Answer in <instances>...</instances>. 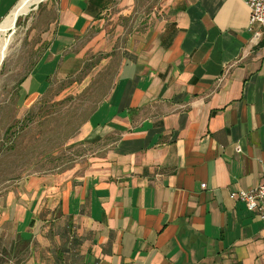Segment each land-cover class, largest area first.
Instances as JSON below:
<instances>
[{
	"label": "crops",
	"instance_id": "crops-1",
	"mask_svg": "<svg viewBox=\"0 0 264 264\" xmlns=\"http://www.w3.org/2000/svg\"><path fill=\"white\" fill-rule=\"evenodd\" d=\"M159 3L48 0L30 24L25 94L91 52L120 67L77 135L88 154L0 191V244L27 241L23 264H264V220L230 197L264 177V39L245 0Z\"/></svg>",
	"mask_w": 264,
	"mask_h": 264
},
{
	"label": "rangeland",
	"instance_id": "rangeland-1",
	"mask_svg": "<svg viewBox=\"0 0 264 264\" xmlns=\"http://www.w3.org/2000/svg\"><path fill=\"white\" fill-rule=\"evenodd\" d=\"M47 1L18 20L0 68V191L8 186L17 188L30 177L68 170L88 154L91 147L76 141L77 135L108 96L120 67L116 51L91 52L79 74L62 80L54 76L51 88L41 96L23 93L20 84L26 77L23 68L28 29ZM158 2L159 9H163L166 0ZM38 77L46 86V76ZM0 245L6 264H23L24 251L5 253L9 243Z\"/></svg>",
	"mask_w": 264,
	"mask_h": 264
},
{
	"label": "built area",
	"instance_id": "built-area-1",
	"mask_svg": "<svg viewBox=\"0 0 264 264\" xmlns=\"http://www.w3.org/2000/svg\"><path fill=\"white\" fill-rule=\"evenodd\" d=\"M250 8V25L254 31V40L259 43L264 39V0H245ZM206 184H203L205 187ZM230 197L241 200L249 210L257 212L264 220V177L254 188L240 189L230 193Z\"/></svg>",
	"mask_w": 264,
	"mask_h": 264
},
{
	"label": "bare ground",
	"instance_id": "bare-ground-1",
	"mask_svg": "<svg viewBox=\"0 0 264 264\" xmlns=\"http://www.w3.org/2000/svg\"><path fill=\"white\" fill-rule=\"evenodd\" d=\"M42 0H20L12 11L0 23V68L6 58L16 33L17 22L21 16L27 15Z\"/></svg>",
	"mask_w": 264,
	"mask_h": 264
},
{
	"label": "trees",
	"instance_id": "trees-1",
	"mask_svg": "<svg viewBox=\"0 0 264 264\" xmlns=\"http://www.w3.org/2000/svg\"><path fill=\"white\" fill-rule=\"evenodd\" d=\"M28 244V242L27 241H21L20 243H16V244H13L12 246H11V252H9V251H5V253H16V250H21L22 252L24 251V249H25V247H26V245ZM2 256H3V254L0 252V264H6L7 263V261H5L3 258H2Z\"/></svg>",
	"mask_w": 264,
	"mask_h": 264
},
{
	"label": "water",
	"instance_id": "water-1",
	"mask_svg": "<svg viewBox=\"0 0 264 264\" xmlns=\"http://www.w3.org/2000/svg\"><path fill=\"white\" fill-rule=\"evenodd\" d=\"M42 1H43V0H42ZM42 1H41V2H42ZM41 2H39V4H40ZM39 4H36L34 8H37V7L39 6Z\"/></svg>",
	"mask_w": 264,
	"mask_h": 264
}]
</instances>
